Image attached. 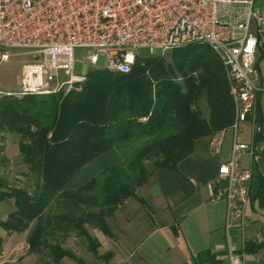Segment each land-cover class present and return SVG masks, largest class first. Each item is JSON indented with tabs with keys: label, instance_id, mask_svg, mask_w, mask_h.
Returning a JSON list of instances; mask_svg holds the SVG:
<instances>
[{
	"label": "trees",
	"instance_id": "trees-1",
	"mask_svg": "<svg viewBox=\"0 0 264 264\" xmlns=\"http://www.w3.org/2000/svg\"><path fill=\"white\" fill-rule=\"evenodd\" d=\"M234 117L222 64L207 44L168 55L143 54L126 74L91 69L79 91L21 99L2 95L0 135L18 136L19 161L34 187L0 191V200H14V211L0 220V228L27 231V252L39 256L40 264H60L64 258L84 264L64 247L72 235L83 238L96 259L107 261L110 255L98 253L88 228L111 236L106 219L128 199L141 202L137 191L156 170L177 172L196 140L227 129ZM138 142L123 161L75 190L65 189L70 178L104 152ZM254 180L251 199L263 205L264 177L256 174ZM1 244L0 238V250ZM263 248L264 242L247 241L238 252ZM225 257L204 251L189 264H226Z\"/></svg>",
	"mask_w": 264,
	"mask_h": 264
},
{
	"label": "built area",
	"instance_id": "built-area-1",
	"mask_svg": "<svg viewBox=\"0 0 264 264\" xmlns=\"http://www.w3.org/2000/svg\"><path fill=\"white\" fill-rule=\"evenodd\" d=\"M192 44H207L219 58L235 109L230 127L209 138V151L216 154L225 131H233L229 159L205 186L208 199L223 201L227 229L237 225L244 234L252 174L240 164L248 146L237 135L262 90L257 60L264 49V7L259 0H0V66L10 51L40 54L23 65L17 88L0 91V97L81 90L87 73L73 71L75 50L89 51L85 60L91 69L126 74L143 55L141 49L163 54ZM225 260L242 264L230 246Z\"/></svg>",
	"mask_w": 264,
	"mask_h": 264
},
{
	"label": "crops",
	"instance_id": "crops-1",
	"mask_svg": "<svg viewBox=\"0 0 264 264\" xmlns=\"http://www.w3.org/2000/svg\"><path fill=\"white\" fill-rule=\"evenodd\" d=\"M259 3L264 7V0H259ZM263 53L264 49L260 48L257 68L258 85L262 90L257 91L254 110L240 124V132L237 135V141L248 146V150L240 157V164L250 169L252 174L246 208L249 225L245 233L243 234L237 225L227 229L224 202L209 201L205 188L216 176L219 165L230 157L233 131L228 129L224 133L218 153H210L209 137L198 139L194 143L193 152L178 163L177 172L156 170L148 182L138 189L147 192L146 198L144 197L150 203L147 221L136 218L137 209L131 217L124 215V232L116 242L112 240L113 235L109 237L95 228L92 231L88 228L89 235L99 244L98 253H112V258L104 261V264H189L195 256L204 251L217 255L226 254L229 246L240 255L242 264H264V248L253 254L238 252L242 249L244 239L264 242V204L259 205L256 198L251 199L257 189L254 175L264 177ZM140 143L122 150L111 149L104 152L70 178L65 189L75 190L102 170L123 161ZM0 181L4 184L0 187L2 192H8L7 189L13 187H25L32 191L34 187L27 166L19 161L18 136L14 134L0 135ZM131 200L125 201L116 212L130 204ZM13 211L12 198L0 200L1 221L6 220ZM111 217L106 219L110 230ZM125 234L129 235L128 238ZM26 235L27 231L7 233L0 228V264H15V260L7 259L20 249L26 252L21 255L19 264H40L34 254L27 252ZM77 239L80 237L72 235L66 243H73L72 240ZM60 264L78 263L64 258Z\"/></svg>",
	"mask_w": 264,
	"mask_h": 264
},
{
	"label": "rangeland",
	"instance_id": "rangeland-1",
	"mask_svg": "<svg viewBox=\"0 0 264 264\" xmlns=\"http://www.w3.org/2000/svg\"><path fill=\"white\" fill-rule=\"evenodd\" d=\"M141 52L143 54L147 53V50L141 49ZM89 51L87 49H80L75 50L74 52V59L76 60L73 64V71L78 74H86L88 71L91 70V67L89 66V63L85 60L86 56L88 55ZM159 53V52H157ZM39 53H35L29 50H14L10 51V56L8 60L1 64L0 66V91L7 92V91H13L17 88V79L20 76L22 72V67L27 62H33L36 60H39L40 56ZM163 55H168V52L163 53ZM101 62V60H100ZM147 196L146 190H139L137 191V198L141 199V202H138L135 199L131 200V203L122 207L119 209V211H114L112 215V221H111V230L110 234L113 235L114 238L112 239L113 242L117 241L118 238L122 237V232H124L123 227V216L128 215L131 217L133 214V211L137 209L136 218H141L143 221L148 220V212L150 211V203L147 199H145ZM145 197V198H144ZM156 218V216H154ZM138 218V219H139ZM159 220H162V218H158ZM158 219L156 222H158ZM90 231L94 230L93 228H89ZM112 231V232H111ZM120 231V232H119ZM113 233V234H112ZM126 233V232H125ZM124 234V233H123ZM125 237L128 238L129 235L125 234ZM110 237V236H109ZM73 243H70V241H67V243L64 245L66 249L71 250L74 255L81 258L84 262V264H100L103 263V260L96 259L88 250H87V243L84 239L80 238L77 240H72ZM26 252L22 249H20L16 254H14L11 258H8L7 260H15V264H19V260L21 258V255ZM106 254L110 255V258L107 259L110 260L112 258V253H101L100 255L104 256ZM37 262H41L39 256L35 255L34 257ZM1 260V258H0ZM13 262V261H12ZM6 264H9L6 263ZM104 264V263H103Z\"/></svg>",
	"mask_w": 264,
	"mask_h": 264
},
{
	"label": "water",
	"instance_id": "water-1",
	"mask_svg": "<svg viewBox=\"0 0 264 264\" xmlns=\"http://www.w3.org/2000/svg\"><path fill=\"white\" fill-rule=\"evenodd\" d=\"M257 67H258V65H257Z\"/></svg>",
	"mask_w": 264,
	"mask_h": 264
}]
</instances>
